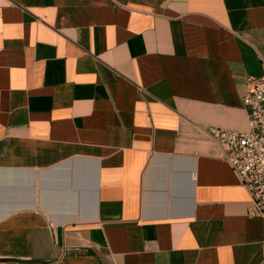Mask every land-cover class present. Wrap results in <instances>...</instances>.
<instances>
[{"label": "crops", "instance_id": "0c3cea01", "mask_svg": "<svg viewBox=\"0 0 264 264\" xmlns=\"http://www.w3.org/2000/svg\"><path fill=\"white\" fill-rule=\"evenodd\" d=\"M249 78L264 0H0V264H264Z\"/></svg>", "mask_w": 264, "mask_h": 264}, {"label": "built area", "instance_id": "2783aa9c", "mask_svg": "<svg viewBox=\"0 0 264 264\" xmlns=\"http://www.w3.org/2000/svg\"><path fill=\"white\" fill-rule=\"evenodd\" d=\"M247 132L207 128L205 133L248 193L256 216L264 220V78H249L242 98Z\"/></svg>", "mask_w": 264, "mask_h": 264}]
</instances>
